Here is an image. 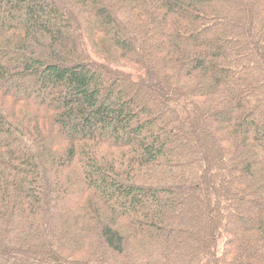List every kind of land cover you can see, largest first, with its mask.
I'll list each match as a JSON object with an SVG mask.
<instances>
[{"label": "trees", "instance_id": "1", "mask_svg": "<svg viewBox=\"0 0 264 264\" xmlns=\"http://www.w3.org/2000/svg\"><path fill=\"white\" fill-rule=\"evenodd\" d=\"M0 264H264V0H0Z\"/></svg>", "mask_w": 264, "mask_h": 264}]
</instances>
